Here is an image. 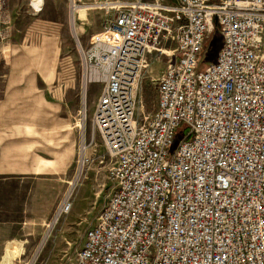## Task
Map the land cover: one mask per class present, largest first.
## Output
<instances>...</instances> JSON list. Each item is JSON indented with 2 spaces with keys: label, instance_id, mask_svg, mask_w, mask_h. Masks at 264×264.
<instances>
[{
  "label": "built area",
  "instance_id": "obj_1",
  "mask_svg": "<svg viewBox=\"0 0 264 264\" xmlns=\"http://www.w3.org/2000/svg\"><path fill=\"white\" fill-rule=\"evenodd\" d=\"M112 5L82 60L103 85L84 148L101 138L114 184L70 263L264 264V0ZM216 31L217 59L203 62ZM162 55L155 110L138 116Z\"/></svg>",
  "mask_w": 264,
  "mask_h": 264
},
{
  "label": "rangeland",
  "instance_id": "obj_2",
  "mask_svg": "<svg viewBox=\"0 0 264 264\" xmlns=\"http://www.w3.org/2000/svg\"><path fill=\"white\" fill-rule=\"evenodd\" d=\"M115 1L44 0L37 12L32 0H0V264H71L111 192L101 138L84 148L103 85L87 84L82 50ZM221 41L216 31L203 62L216 61ZM166 63L145 69L138 116L155 110Z\"/></svg>",
  "mask_w": 264,
  "mask_h": 264
},
{
  "label": "bare ground",
  "instance_id": "obj_3",
  "mask_svg": "<svg viewBox=\"0 0 264 264\" xmlns=\"http://www.w3.org/2000/svg\"><path fill=\"white\" fill-rule=\"evenodd\" d=\"M32 5L37 12L41 11L44 5V0H32Z\"/></svg>",
  "mask_w": 264,
  "mask_h": 264
},
{
  "label": "crops",
  "instance_id": "obj_4",
  "mask_svg": "<svg viewBox=\"0 0 264 264\" xmlns=\"http://www.w3.org/2000/svg\"><path fill=\"white\" fill-rule=\"evenodd\" d=\"M82 19H84V16H81Z\"/></svg>",
  "mask_w": 264,
  "mask_h": 264
}]
</instances>
